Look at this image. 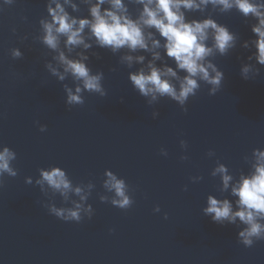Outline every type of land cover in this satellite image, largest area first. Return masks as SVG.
Returning a JSON list of instances; mask_svg holds the SVG:
<instances>
[{
	"label": "water",
	"instance_id": "1",
	"mask_svg": "<svg viewBox=\"0 0 264 264\" xmlns=\"http://www.w3.org/2000/svg\"><path fill=\"white\" fill-rule=\"evenodd\" d=\"M45 4L16 0L0 13V145L17 153L19 170L0 189V264H264V241L244 248L235 226L214 224L201 212L207 195L218 196V178L210 176L215 161L238 175L248 170L243 157L264 148V68L255 80L244 81L239 69L250 52L217 57L225 74L221 90L209 96L201 85L185 114L168 99L149 107L132 89L129 69L94 49L102 59L91 58L90 67L104 72L107 95L85 93L84 105L69 110L62 84L44 68L46 50L33 40ZM214 18L242 40L251 38L235 12ZM14 47L24 53L22 60L11 59ZM154 110L160 113L156 120ZM36 121L47 131L41 133ZM209 150L214 158L207 157ZM181 155L189 159L181 161ZM49 166L64 169L73 183L96 185L88 201L92 220L65 223L40 206L46 198L24 178L35 180L37 170ZM106 169L135 189L126 212L99 201ZM195 176L203 179L191 183ZM55 203L61 206L59 197ZM157 205L160 213L153 212Z\"/></svg>",
	"mask_w": 264,
	"mask_h": 264
},
{
	"label": "clouds",
	"instance_id": "2",
	"mask_svg": "<svg viewBox=\"0 0 264 264\" xmlns=\"http://www.w3.org/2000/svg\"><path fill=\"white\" fill-rule=\"evenodd\" d=\"M15 3L0 0V13ZM45 9L47 14L39 19L33 40L46 50L44 68L62 84L69 110L84 105L85 93L101 98L107 95L104 72L90 67L91 58L102 59L94 49L117 57V64L129 69L132 89L149 107L168 99L185 114L201 85L207 86L209 96L221 90L225 74L215 63L217 57L230 56L237 49L250 52L239 69L244 81L255 80L264 68V0H46ZM233 12L250 29L251 38L242 40L238 32L214 18ZM12 33L16 34L15 28ZM27 39V35L21 38ZM9 53L12 60L24 58L19 47ZM159 115L155 110L151 113L153 120ZM36 123L41 133L47 131V125ZM179 145L183 152L188 150L186 140L181 139ZM159 154L168 156L164 148ZM206 155L211 159L216 153L209 150ZM188 159L180 156L181 161ZM16 160L13 149L0 145V189L5 187L6 177L18 176ZM243 160L248 170L238 175L219 159L215 161L210 176L218 178V196L207 195L201 212L214 224L235 226L237 242L252 248L264 241V148H254ZM37 171L35 180L27 176L24 183L39 188L46 199L38 203L49 215L65 223L92 220L94 208L88 201L96 185L91 180L73 183L58 166ZM202 179L190 177V182ZM102 188L105 194H98L101 203L125 212L135 203V189L111 170L104 171ZM183 190L187 191V186ZM153 212H161L159 205ZM164 219H168L167 213ZM113 231L109 229L110 234Z\"/></svg>",
	"mask_w": 264,
	"mask_h": 264
}]
</instances>
